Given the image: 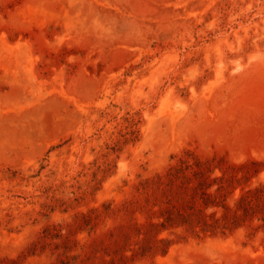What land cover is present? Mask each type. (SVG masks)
<instances>
[{
  "label": "rangeland",
  "instance_id": "374dc122",
  "mask_svg": "<svg viewBox=\"0 0 264 264\" xmlns=\"http://www.w3.org/2000/svg\"><path fill=\"white\" fill-rule=\"evenodd\" d=\"M263 189L264 0H0V264H264Z\"/></svg>",
  "mask_w": 264,
  "mask_h": 264
},
{
  "label": "trees",
  "instance_id": "16d2710c",
  "mask_svg": "<svg viewBox=\"0 0 264 264\" xmlns=\"http://www.w3.org/2000/svg\"><path fill=\"white\" fill-rule=\"evenodd\" d=\"M185 163V168H183L182 166H174L172 167L173 169V174L175 176H179L184 169L191 167V164L186 160L184 161ZM196 165H200L202 164L201 161H195ZM171 173V171H170ZM161 176L158 175V178H160ZM261 190V188L259 189ZM264 191V189H263ZM209 195V193H208ZM240 201H243V203H250L251 202V198H248L247 195H242L240 197ZM214 205H217V203H212ZM179 215H182L181 212H179ZM235 211L232 212H226L224 214H221L220 216H218L216 214V211H211V212H205V211H199L198 213L195 214V216L197 217V226H199V230L201 231H210L211 233H216V232H221L223 233L225 231V228H227V223H226V219L231 217V216H235ZM262 220H264V216L261 217ZM171 217L167 216L164 221H170ZM163 223V222H162Z\"/></svg>",
  "mask_w": 264,
  "mask_h": 264
}]
</instances>
